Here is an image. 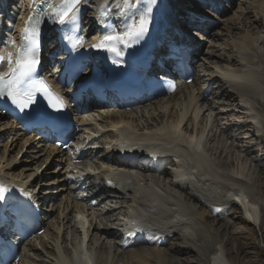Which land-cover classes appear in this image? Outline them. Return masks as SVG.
I'll return each mask as SVG.
<instances>
[{
    "label": "bare ground",
    "instance_id": "6f19581e",
    "mask_svg": "<svg viewBox=\"0 0 264 264\" xmlns=\"http://www.w3.org/2000/svg\"><path fill=\"white\" fill-rule=\"evenodd\" d=\"M2 1L7 2V6H6L7 9L5 8L2 11H0V21L5 19V15L7 12L5 10H8V13H10L11 10L15 8L18 11V14H21V12L25 10V7L27 6L30 0H22L21 6L18 5V2L20 0L18 2L14 0H2ZM98 1L100 0H87L86 5H89L91 8H94L97 7ZM119 1H122V5L126 9V13H130L131 11H133L131 6L133 0H128V3H125L124 0H113L115 4L118 3ZM170 1L171 3L175 2V7H178V9L180 10L178 11L176 16H184L185 14L182 12L183 11L182 9L188 7L187 5H185L186 0H170ZM232 2H235V0H233ZM13 3L15 4V6L13 5ZM165 3L166 0H156V3L154 5H151L152 11L156 15L157 22H159L160 23L159 25L162 26L165 25V21H162V19L164 18L166 19L165 15L162 13L163 8L165 7ZM86 5L85 7H82L80 9L81 12L84 11L83 15H87L88 13L87 10H89V8H87ZM184 5L185 7H183ZM221 5L223 4L220 3L218 7ZM129 6L130 8L128 9ZM222 7L228 8V4ZM259 8L261 10V17H258V20L254 21L250 25H254L255 23L258 27L260 23L262 24L264 23V3L262 4V6L260 5ZM187 10L189 13L193 12L190 9ZM226 13L227 11H222L220 16ZM132 14L133 12H131L129 15ZM195 14L196 13H192V15ZM88 17L90 18L91 21H96V23L95 24L93 22L87 23L82 19L81 22L82 25L83 23L84 25H93L90 26V29L87 30L88 31L86 33L87 36H89L90 33H93L96 29L100 30V27L97 26L99 24L98 20L93 16H89V14ZM247 19L248 17L245 18L244 20ZM128 25L129 23L127 22L123 24L122 34L127 30ZM174 26L178 29L177 25ZM203 30L205 31L206 36L210 35L212 36L213 39L214 38H217V40L220 39V37L210 32L211 31L210 28L205 27L203 28ZM159 33L160 31L155 30L153 36L151 35V39L152 37L154 38ZM101 38L102 36L99 35L96 41H94L92 44L93 45L98 44ZM232 46L233 47L231 52H228L227 50V52L224 53L225 54L224 57L223 55L216 56L217 60L214 61L212 64L215 65L214 66L215 68H218L217 64L222 62L225 63L226 65L235 66L236 64H238L237 66L240 68L239 72L234 73L232 75L230 72L227 73L225 71V74L222 77L219 76V74L209 66L210 63H204L202 64V69L206 72V74L204 75L205 80L203 81L204 84L202 87L198 86L199 85L198 80L200 78L198 75V78L196 77L195 81H193L191 84L180 86L173 95L169 96L166 99H162L163 101L162 103L157 102V103L149 104L150 113H148L147 120L145 118L144 122L148 121V123L152 124V126L155 125L152 122H157L159 128L155 132H150L148 134L142 132L139 134L133 129L132 126L133 120L131 118V115L134 114L137 115L138 113L142 114L143 108H145L143 106H142L143 108H140L138 106L137 109L135 107L136 111L135 110L134 111L132 110L130 112L119 111V114L107 112L106 116L104 117L101 116L100 125L98 124L95 127L89 129L88 132L89 136L87 139H84V142L79 139L80 147L77 146L76 147L77 150L75 149V151H73L72 154L71 153L60 154L57 150L53 149L52 147L47 148L46 146L41 145V143H36L35 144L36 146H34L33 143L35 141L32 142L29 140V138L19 145V148L16 151L17 153L14 155V158H12V161L13 160L16 161V159L18 158L19 154L21 153L23 147L27 142L32 145L31 147H34L33 152L37 154V157H35L36 155L34 154L26 152L27 150H23L20 159L22 160L21 161L22 165L24 164L23 168L26 170L22 171L23 172L22 174L18 173L19 175H17L15 172H13V170L17 168L16 164L12 166H6L4 168L2 167L0 169V179H6L5 177H10L12 179L11 180L12 183L13 180L18 181V183H14V184H17L18 186L20 185L27 190L34 191L38 201H45L43 198L44 196H42V194H45L49 191L50 194L47 195L46 200L48 201L49 206H51L50 219L55 220L56 222L53 224L52 222L51 223L46 222L44 224V227H46L45 229H48L49 231L55 227V230H53L51 234V240L53 242V245L51 244L52 246V248L50 249L51 254L49 253L52 256V258L55 260V262H53L54 264H76L75 260L73 261V254L71 250H73L76 254H78L81 248L85 251L86 255L87 254L92 255L94 264H118L116 260L121 261L123 264H128V261L134 264H149L153 260H155V264H169L168 263L169 260L165 256L166 254L162 252V249H160V247L161 246L165 247L166 245L165 242L167 239H169V237H171V234L175 235L173 234L174 233L173 230L177 229V231L181 233L189 232V234L186 235L190 237L191 236L190 232L194 231L197 225L196 223L194 224L193 221H191L192 217L190 218V216H188L189 213L186 214L187 212H185L183 208H181L182 207L181 199L179 196L177 197L167 194L166 191L165 193H163V191L159 189L157 183L160 178L162 179L165 177L167 178L174 176L176 181L183 182L180 183V185H175L169 182V185L171 184L170 187L174 188V190L177 189V191L181 192L179 195L182 196L181 197L182 201L187 200L192 204L194 203L200 209H203L206 212H209L210 210L207 208L205 204L201 202V200L204 199V196L205 198L206 196L209 197V199L211 197L212 199L208 200V202L212 203V201H214L215 203L216 197H213V195L218 193L219 191L218 188H220L222 185L225 186L226 184L227 187L228 185L233 186V188L230 187L226 189L227 190L226 193L225 194L222 193L221 198L220 199L218 198L219 200L216 201V203L224 202L227 205L228 204L238 205L237 202H239L241 210L245 209L246 214L244 216V221L248 224L258 225V228L261 227L262 223L259 220V212H260L259 200L258 198H255V196L252 195L254 193L251 191L252 188L251 187L248 188L249 186L246 185L247 181L251 177L249 174H247V172H245L246 170L244 169L246 168H244L243 165H242L243 169L239 166V168L241 169H237L232 173L233 175L235 174L236 176L238 175L241 178L246 179V181L245 180L238 181L239 183L236 182V178H234L235 181H233V177H232L233 175L231 176V172L229 173L226 172V174H221L222 171L221 173L219 172L220 171L219 167L216 164L215 166L211 162V160H208L209 158L207 159L205 155L206 153L203 151V145H202L203 129L202 130L199 128L197 129L198 126H196L197 115L199 113L198 104H200V106L201 105L204 106L203 105L204 102L205 101L207 102V100L210 97H214V96L219 97L218 99H221V101L217 103V105L220 107L225 106L226 108H231L232 106L230 102L235 101V99L239 100V102H243L244 104L240 106H236V108L238 109V114L242 116L245 114V112L247 113L246 110L251 111L250 110L252 106L251 103L253 100H254L253 102L255 103L258 102L257 105L259 107H261V105L264 104V102L257 101L259 95L264 91V82H263L264 73H263V69L261 67H258L259 66L258 64L260 63L254 61V59L256 58H254L255 55L252 47V42L250 41V39H244L241 42L232 43ZM213 55L214 54L212 52H210L209 54L206 53L205 54L206 61L209 60L210 57H213ZM209 83L218 86V93L213 94L211 91L208 93L207 97H204L203 94L206 92V88L208 87ZM193 89L197 91L196 95L193 93ZM180 95L182 97L181 99L182 102L183 101L185 102L183 103V113L176 112L175 114H171L172 110L175 108L177 109L178 107L177 104L180 103L177 102V100L180 99V98L177 99V97H180ZM243 106H245V108H243ZM228 111H232V110H228ZM185 113H187V115H185ZM252 113L249 116V120L253 122V124L256 127V130L263 131L262 128L264 124H262V119L257 113L256 114L254 112ZM218 116L225 117L226 115L223 114V112H220ZM165 117L167 118L166 124L162 123ZM143 118L144 116L141 115V119ZM0 120L2 119L0 118ZM81 124L83 125L84 122L82 121ZM242 125H243L242 122H240V125H236L235 128L237 129V132H239L240 129H243ZM98 126H102V129L98 130L97 129ZM230 126L231 125H229L228 127ZM85 130L88 129L85 127ZM103 130H105L104 131L105 134H103ZM225 131H227V129L224 131L222 130L221 133L224 134ZM1 133L2 135H0V140L4 136L7 138L11 136L12 140L14 141L15 140L20 141L22 139L21 137H17L16 134H18V131L15 128L10 130H4V128L1 127ZM99 134L100 135L102 134L100 138H102L105 141L104 144L105 146H107L106 149H108V154L99 157L95 153L94 154L95 158H94L93 152H96V150L92 151L93 150L92 147L88 148L87 150L85 149L88 145L96 146L95 149H97V146L99 145L97 143ZM260 135L263 134L260 133ZM243 139L244 138H239L236 142L243 143L244 142ZM247 139L248 140L252 139V136L249 135L246 138V140ZM141 142L144 143V145L141 146L140 145ZM95 143H97L98 145H96ZM125 143H129L130 145H127ZM7 144L3 145L4 146L3 151L9 152L10 150L9 148H7ZM158 146H160L162 149H156ZM230 147L235 148V145L231 143ZM155 149L156 151L167 152L170 154L168 155L169 157H167L166 160L171 159L172 163L165 164V167L173 166L172 165L173 163H174V167L175 165L176 167L175 168L172 167L171 168L172 170L162 169L159 172H155L152 171L148 165L141 164L140 159H142V157H145L144 159L151 161L157 159L156 161H158L160 165L162 159L159 160L157 155L150 154ZM249 149H251V147H248L246 150ZM127 153L129 154L126 155ZM41 154H42L41 156L42 159L40 158L41 160H39L38 162L36 161V163H39V166L34 165L32 170L30 166L32 165V163H34L35 160L39 159L38 155ZM123 154L126 155L124 161H122L120 158L117 157V155L122 156ZM81 155L84 156L85 161L79 163V165L76 166V160L82 158ZM0 156L1 159L2 158L4 159V154L3 157L2 154H0ZM183 156L184 157L186 156V158H188V160L186 159L187 164L185 166L186 167L185 171L191 172L190 170L194 168V172L197 174V176L199 177L203 176V179H205L208 184L203 182V179L201 180L200 183H196L194 180H192L190 173L189 175L188 174L183 175V179L179 177L180 174L177 170H179V165H181L180 163L183 162ZM89 158L96 159V164H93V161ZM127 158L134 159L135 162L129 163L130 161L126 160ZM57 162L65 164L64 170L62 169L60 170V172L56 174L57 176H59L61 172H63L62 174L64 175V177L60 176V178H57V176L49 175L51 174L50 173L51 165ZM80 166H82L81 170L79 169ZM157 167L159 168L160 166ZM46 170L49 171L45 172ZM70 170H75V172H78L80 170L81 172H83V174L79 173V176L77 177V180L79 179V182L89 177L88 180L90 185L89 196H85L83 192L79 190L77 184L75 183V179L71 178V176L69 175ZM56 171H58V169H56L55 172ZM154 177L157 178L159 177L156 180L157 183L153 180ZM185 178H187L188 181H185ZM108 184L112 185V189L110 190L108 189ZM185 184L190 186L189 188L190 192L188 189L184 190L182 188V185ZM178 187L181 188L182 190L178 189ZM234 187H238V188H234ZM246 189L250 190L251 192H248V190ZM57 192L59 193L57 194V196H55V198L54 197L53 198L57 199V201L59 202L55 203V200L52 201L51 197ZM197 194L203 197L200 198L197 196ZM140 195H144L145 198L143 200L139 199L137 196ZM146 196L148 199L146 198ZM168 197L175 199V202L171 203L172 200L170 201ZM153 198L156 199L160 198L161 203L159 205L151 203L150 201H152ZM204 200L206 201V199ZM113 201L116 202V205H123L125 209L123 214H121L123 220H126L127 219L126 217L131 212L136 210L141 214V217L144 221L142 222L140 220L137 221V226L132 230V232L127 229L128 233H125L121 230V227L124 224L123 220L122 223L119 224L120 226L118 225V228L113 229L109 227L108 224L109 223L112 224L114 220L107 219V216L108 217L112 216L113 213H115L117 210L116 206L111 207L109 205L111 202L113 203ZM98 204H104V207L101 211L95 210L96 208L94 209V206L97 207ZM60 206H62L61 209ZM210 214L211 212L209 213V215ZM158 215H161L162 218L157 220L156 217H159ZM224 217L213 215V218L217 219V221L224 219ZM200 218H201L200 220H202L201 223L204 226L205 231H207L209 235L210 234L213 235L212 231H215L213 229V226L208 225L207 222H205L207 221L206 219H204L203 221L202 214ZM75 219H78L79 222L80 220H82L79 225L80 227H78L75 224ZM103 221H108L107 223L104 222L105 226L102 225ZM126 221L127 223H129L128 220ZM178 228H180V230ZM69 230L71 232L73 231V237H74L72 241L73 244L70 248L71 250L67 248V245L65 247V244L68 243L67 238H68ZM43 234L46 233L44 232ZM141 236L144 237V239H146L147 241L145 242L139 241V238ZM39 239L43 241V239L40 237L37 238L36 241ZM112 240H113V247L115 248L114 252L117 254L116 255L117 257H115V259L113 258L114 254L111 257L108 248V244H110V241ZM153 240L154 242H152ZM35 242L29 243L25 247V249H28L29 252H33L35 254V251H38L37 247L35 246ZM93 244H95L94 250L92 252L91 251L88 252L87 250L93 249L94 246ZM139 245L141 246L145 245V246L144 248H139L138 247ZM85 246L87 247V249ZM193 247L197 248V250H200L196 243H193ZM219 247L220 248L217 247L211 249L210 253L211 252L212 253L209 254L208 257L209 261H211L209 263L232 264L231 261L227 259L226 257L227 254L224 252L225 250H223V246L222 247L219 246ZM23 250L24 249H22V251ZM174 250L175 252L173 255H177V256L180 252H183V250L179 248H174ZM21 259H23L22 256ZM28 261L35 263L36 260L33 259L32 257H28ZM36 264L39 263H37L36 261Z\"/></svg>",
    "mask_w": 264,
    "mask_h": 264
},
{
    "label": "rangeland",
    "instance_id": "374dc122",
    "mask_svg": "<svg viewBox=\"0 0 264 264\" xmlns=\"http://www.w3.org/2000/svg\"><path fill=\"white\" fill-rule=\"evenodd\" d=\"M14 1L18 2L19 0H14ZM186 3H188V0H186ZM263 3H264V0H235V2H232L229 5L228 11L225 15L218 16V17L208 15L210 19L207 18V21H206L207 26H208V28H210V30H211L210 32L214 33L215 35L220 37V39L219 40H217V38L213 39L212 36L207 35L205 37L206 42H203L201 44V47H200V49L202 50L201 51V58H200V61L197 65V74H196L197 78H198V75L200 77L198 80V82H199L198 86L199 87L203 86V84H204L203 81L205 80L204 75L206 74V72L202 69V64H204V63H210L209 66L211 68H213L214 71L219 74V76H222V77L225 74V71L227 73L230 72L232 75L234 73H237L240 71V68L237 66L238 64H236L234 66V65H226L225 63L222 62V63L217 64L218 68H215L214 67L215 65L212 63L217 60L216 56L223 55V57H224L225 56L224 53H226L227 50H228V52H231L232 47H233L232 43H235V42L238 43V42L243 41L244 39H250V41L252 42V47H253V51H254V55H255L254 58H256V59H254V61H257L260 63V64H258L259 65L258 67H261L263 69V73H264V41H263L264 40V37H263V35H264V23L263 24L260 23V25L258 27L255 23H254V25H250L254 21L258 20V17H261V10H260L261 7L259 8V6L260 5L262 6ZM18 5L19 6L22 5V0H20L18 2ZM259 10H260V13H259ZM247 17H248V19L244 20ZM252 19H253V21H252ZM210 46L212 47V49ZM210 52H212L214 55H213V57H210V59L206 61L205 54L206 53L209 54ZM232 54H233V52H232ZM263 82H264V79H263ZM196 88H198V87H196ZM211 88H212L213 94L218 93V86H215L213 84V85H211ZM193 93L196 95L197 91L193 89ZM218 98L219 97H215V96L210 97L207 100V102L206 101L204 102V104H203L204 106H202V105L200 106V104H198V112L199 113L197 115L196 126H198L197 129L198 128L201 130L203 129L202 130L203 151L206 153L205 155H206L207 159L209 158L208 160H211V162L214 165L216 164L219 167V170H220L219 172L221 173V171H222L221 174H226V172L227 173L231 172V176H232L233 175L232 173L234 171H236L237 169H241L243 166H244V168H246V169H244V170H246L245 172H247V174H249L251 176L249 178V180L247 181L246 185L249 186L248 188L251 187L252 188L251 191L254 192L253 194L252 193H250V194L255 196V198H258V200H259V204H260V206H259L260 207L259 220L262 223V225L260 228H258V225L246 223L244 221V216L242 215L241 208L236 204L235 205H230V204L227 205L224 202L216 203V201H218L221 198L222 193H224V194L226 193L227 190L224 191L223 188L227 187V184L225 186L222 185L220 188H218L219 189L218 193L217 194L213 193L215 196L213 194H211V195H213V197H216L215 203H214V201H212V203L208 202V200H210L212 198L210 197V199H209V197L206 196V198H205V196H204V199H206V201L204 199H202L201 202L203 204H205L207 206V208L210 210L209 212H206L205 210L200 209L194 203L192 204L191 202H188L187 200L182 201V198H181L182 196L179 195L181 192L177 191V189L174 190V188L170 187L171 184L169 185V182H171V180H172L171 177H167V178L165 177L162 179L160 178L158 183L156 180L159 177L158 178L154 177L153 180L157 183V185L159 186V189L161 191H163V193H165V191H166L167 194L180 197L181 206H182L181 208H183V210L185 212H187L186 214L189 213L188 216H190V218L192 217L191 221H193V223L194 224L196 223V225H197L196 229L194 231L190 232L191 233L190 235L192 237L187 236L189 234V232L188 233H185V232L181 233V232L177 231V229L173 230V232H174L173 234H175V235L171 234V237H169L170 240L167 239L168 241L166 240V242H165L166 245L164 244L165 247L164 246L160 247V249H162V252L164 254H166L165 256L169 260L168 261L169 264H210L208 262L209 254L212 253V252L210 253V251L213 248H217V247L220 248L219 246H221V247L223 246V250H225L224 252L227 254L226 257H227V259H229L231 261L232 264H264V126L262 128L263 131L262 130H256V127L253 124V122L251 120H249V116L251 115L252 112H254L255 114L257 113L260 116V118L262 119V124H264V122H263L264 121V104H262L261 107H259L257 105L258 102L255 103V102H253L254 101L253 100L251 103V105H252L251 109H250L251 111L246 110L247 109L246 108L245 110L247 111V113L245 112V114L242 116V115L238 114V109L236 108V106H240V105L244 104L243 102H239V100L235 99V101L230 102L232 107L226 108L225 106L220 107L217 105V103H219L221 101V99H218ZM177 99H179V100H177ZM177 99H176L177 102L178 103L180 102V103L177 104L178 107H177V109L175 108L176 110L175 109L172 110L171 114H175L176 112L177 113L178 112L183 113V103H185V102L184 101L182 102L181 95H180V97H177ZM257 101L264 102V91L259 95ZM157 102L162 103L163 101H162V99L158 98V99L152 100L150 102H147L145 104H141V105H139L140 108L145 107V108H143L142 114L138 113L137 115L136 114L131 115V118L133 120L132 121L133 122L132 123L133 129L136 132H138L139 134L142 132H144L145 134H148L150 132H155L159 128V125H157L158 124L157 122H152L153 124H155L154 126H152V124H149L148 121L144 122L145 118L147 120L148 113H150L149 112L150 111L149 110V108H150L149 104H153V103H157ZM212 102H214V103H212ZM137 107H136V109H137ZM207 107H208V109H207ZM243 108H245V106H243ZM136 109L131 108L130 110H125V112H130L132 110L136 111ZM228 110H232V111H228ZM107 112L119 114L118 111L114 112V111L106 110V109L105 110L103 109L100 112H92V113L88 114L85 117V121H84L86 124L85 127H87L88 130L84 134H82L79 138L81 140L87 139L89 136L88 135L89 129L92 127H95L98 124L100 125V122H101L100 117L106 116ZM220 112H223V114H225L226 116L225 117L218 116V114ZM141 115L144 116L143 119H141ZM185 115H187V113H185ZM245 121H251L252 124L247 123L246 125H242L243 129H240L239 132H237V129L235 128L236 125H240V122L244 123ZM200 122H201V124H200ZM105 123H106V121H105ZM162 123H165V124L167 123L166 117L163 119ZM237 123H239V124H237ZM0 124H1L0 135H2V133H1V127L3 124L2 120H0ZM229 125H231V126L228 127ZM139 126H141V127H139ZM233 126H234V128H233ZM97 129L98 130L102 129V126H98ZM226 129H227V131H225L224 134L221 133L222 130L224 131ZM104 131L105 130H103V134H105ZM260 133L263 135H260ZM249 135L252 136V139L246 140V138ZM101 136H102V134H101ZM261 136H263V137H261ZM4 137L1 138V140H0V154H2V157L4 154V159L2 158L3 159L2 160L0 158V169L2 167L4 168L6 166H12V165L16 164L17 168L14 169L13 172H15L17 175H19L18 173L22 174L23 173L22 171H24L26 169L23 168L24 164L22 165V163H21V161H22L20 159L22 156L21 153L23 150H27L26 152L34 154V155H36L35 157H37V154H35V152H33L34 147H31L32 145L27 142L25 144V146L23 147V150L19 154L18 158L16 159V161L15 160L12 161V158H14V155L17 153L16 151L18 150L19 145L22 142H24L26 140V138L22 137V139L20 141H16V140L14 141V140H12V137H10V136H9V138H7V137L4 138ZM239 138H244L243 139L244 142L243 143L236 142ZM31 141L34 142L33 140H31ZM97 143H95L96 145H98L97 149H95L96 150L95 153L99 157L107 155L108 149H106L107 146H105V144H104L105 141L99 137ZM231 143H233L235 145V148L230 147ZM5 144H7V148H9V150H10L9 152L3 151V147H4L3 145H5ZM10 144H11V146H10ZM33 144H34V146H36L35 145L36 142H34ZM91 147L95 148L96 146H89L88 148H91ZM248 147H251V149L246 150ZM92 151H94V150H92ZM41 156H42V154L38 155L39 159L35 160L34 163H32V165L30 166L32 170H33L34 165L39 166V163H36V161L38 162L39 160H41L42 159ZM94 158H95V156H94ZM92 161H93V164H96V159H93ZM80 162H82V161H79V163ZM239 166L241 168H239ZM80 167L82 168V166H80ZM60 168H61V166H59L57 168V165L52 164L50 167V173L51 174H49V175L57 176L56 174L58 172H60ZM56 169H58V171L55 172ZM63 170H64V168H63ZM170 170H172V169H170ZM48 171L49 170H46L45 172H48ZM53 172H55V173H53ZM72 172H74V171L70 170L69 175L71 177H76V175L72 174ZM62 173L63 172H61V174L59 176H57V178H60V176L64 177V175ZM25 174H27V173H25ZM232 177H233V181H235L234 178H236L237 183H239L238 181H241V180L246 181V179L241 178L238 175L236 176L235 174ZM202 179H203V176H202ZM179 183H183V182H179ZM228 187L233 188V186H231V185H228ZM53 188H55V187H53ZM182 188L184 190H186V189L189 190L190 186L185 184V185H182ZM234 188H238V187H234ZM46 189H48V188H46ZM178 189L182 190L179 187H178ZM246 190H248V189H246ZM251 191L248 190V192H251ZM189 192H190V190H189ZM58 193L59 192H57L56 194H54L51 197L52 201L55 200V203L59 202V201H57V199H54ZM48 194H50L49 191L47 192V195ZM197 196L200 198L203 197V196L201 197L199 194H197ZM168 199L170 201L172 200L171 203L175 202V199H172L170 197H168ZM111 203L109 205L111 207L116 206L117 210L115 213H113L112 216H109V217L107 216V219L114 220V222L112 224L109 223L108 225H109V227L116 229V228H118V225L120 223H122L123 217L121 216V214H123L125 209H124L123 205H116L115 201H113L112 204ZM61 207L62 206H60V209H61ZM103 207H104V204H98L97 207L94 206V209L96 208L95 210L101 211L103 209ZM176 208H179V207H176ZM210 212H211V214L209 215ZM201 214H202L203 221H204V219H206L207 221H205V222H207L208 225L213 226V229L215 231H212V233L214 236L212 234L209 235V233H207V231H205V228L201 223L202 220H200ZM213 215H218L219 217H224V216L225 217H224V219L217 221V219L213 218ZM237 216H239V217H237ZM110 217H111V219H110ZM85 220H86V218H85ZM100 220H102V219H100ZM120 220H121V222H120ZM81 221L82 220H80V222H78V227H80L79 225H80ZM108 221H103L102 225L105 226L104 222L107 223ZM186 221H188V220H186ZM51 222L53 224L56 221L51 220L49 223H51ZM54 226H55V224H54ZM45 228L46 227H43V230L46 234H42L40 237L43 239V241L39 239L35 242V246L37 247L38 251H35V254H34L33 252H29L28 249H24L22 251V248H21V250H20V261L17 264H33L34 262L32 263V262L28 261V257H32L39 264H54L53 262H55V260L50 255L51 254L50 249L52 248L51 244L53 245V242L51 240V234H52V231L55 230V227L54 228L52 227L53 229L50 231L48 229H45ZM228 231H229V233H228ZM73 238H74L73 237V231L71 232L69 230L68 231V238H67L68 243L65 244V247L67 245L68 249H70L72 244H73V242H72ZM139 241L145 242L147 240L141 236L139 238ZM152 242H154V240ZM193 243H196L200 250H197V248H194ZM93 245L94 246H93L92 251L94 250V247H95V244H93ZM98 245H99V243H98ZM144 246L145 245H142V246L139 245L138 247L144 248ZM148 247H150V246H148ZM108 248H109V253H110L111 257L114 254L113 258L115 259V257H117L116 256L117 254L114 252L115 248L113 247V240L110 241V244H108ZM174 248L182 249L183 252H180L178 254V256L173 255L175 252ZM62 250H63V247H62ZM21 256L23 257V259H21ZM52 260H54V261H52ZM36 261L34 264H36ZM116 262L118 264H123L121 261L116 260ZM128 264H134V263L128 261ZM149 264H155V260H153Z\"/></svg>",
    "mask_w": 264,
    "mask_h": 264
},
{
    "label": "snow or ice",
    "instance_id": "6c2138e0",
    "mask_svg": "<svg viewBox=\"0 0 264 264\" xmlns=\"http://www.w3.org/2000/svg\"><path fill=\"white\" fill-rule=\"evenodd\" d=\"M124 2L128 3V0H124ZM81 3L82 0H62L60 5H55L52 3V0H46L43 14L49 16L56 23L61 25H76L79 18V5ZM155 3L156 0H148L149 5H154ZM150 12L151 7H149L144 14H141L137 19L133 20L123 34L106 35L102 38L100 43L94 44L93 47L106 48L119 55L116 48L111 45L116 41H123L125 37L131 39L144 35L148 31ZM39 24V14L36 16H29L25 22V26L21 30L23 43L17 45L15 40L10 42V47L14 48L15 52L7 53L6 59L9 72L0 75V95H7L13 104H16L21 110H24L28 108L30 104L34 103L33 92L42 91L45 96L49 98V105L56 110H60L63 107V100L58 96H54L43 81H33L31 84L28 83L31 73L38 63L35 57V48L39 43ZM69 39H71V37ZM83 43V37L76 38V45L82 46ZM4 61L5 56H0V63ZM4 192L5 189L0 187V201L4 199Z\"/></svg>",
    "mask_w": 264,
    "mask_h": 264
}]
</instances>
